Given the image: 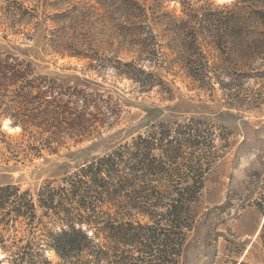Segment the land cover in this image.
<instances>
[{
    "label": "rangeland",
    "instance_id": "obj_1",
    "mask_svg": "<svg viewBox=\"0 0 264 264\" xmlns=\"http://www.w3.org/2000/svg\"><path fill=\"white\" fill-rule=\"evenodd\" d=\"M18 1L27 8L40 7L46 16L62 9L64 17L57 21L39 14L40 25L36 30L19 25V29L23 28L20 30L32 34L31 38L13 34L14 29L8 31L6 38L1 32L0 51L28 56L37 62L40 71L70 81L87 80L101 87L104 94L118 100L121 112L113 118H105L92 137L68 139L56 151L44 149L39 156L30 159L6 160L7 153L0 148V186L14 184L35 192L46 180L58 182L84 163L110 153L146 131L153 123L189 117L203 119L212 124L218 139L208 154V171L195 204L196 222L187 233L180 264H233L242 260L247 264H264V249L258 237L264 220V210L260 208L264 200V26L260 19H247L253 7L235 4L237 0H189L195 9L199 8V13L208 7L226 14L236 11L226 24L222 45L215 42L216 33L212 29L199 39L207 56L200 79L198 75L192 76L191 58L184 46L185 36L180 24L170 22V17L178 21L185 19L178 1L163 2L160 11L169 15L150 22L157 44L146 47L138 43L148 30L138 32L142 19L116 15L107 23L104 19L109 14L103 0L98 7L92 6L94 0H66L64 8H44V4L52 0ZM259 1L253 5L264 11V0ZM119 2L114 0L113 11ZM68 3L85 5L89 16L77 14L79 10L72 12L73 7H68ZM2 4L4 0H0ZM190 23L193 25V21ZM124 28L127 35L119 33ZM76 48L95 59L69 53ZM97 56H102V61L96 60ZM120 62L149 72L150 81L139 82L120 72L117 67ZM4 124L0 131L19 139V129L8 131ZM202 154L204 150H196L189 158L194 162L198 156H204ZM150 183L137 184L132 190L126 205L128 221L149 222L132 203L141 186H148L145 189L149 190L160 185L155 180ZM116 202L111 200L115 207L102 208L108 213L102 215L105 223L123 221L115 212L123 200ZM36 214L45 232L61 228L57 217L42 216L40 209ZM129 250L122 245L106 249L101 254L102 261L85 253L68 256L63 261L47 248L44 254L51 264H110L109 259L115 257L119 261ZM135 250L130 254L137 255ZM3 256L0 252V258Z\"/></svg>",
    "mask_w": 264,
    "mask_h": 264
},
{
    "label": "trees",
    "instance_id": "obj_2",
    "mask_svg": "<svg viewBox=\"0 0 264 264\" xmlns=\"http://www.w3.org/2000/svg\"><path fill=\"white\" fill-rule=\"evenodd\" d=\"M103 1L109 14L104 21L109 23L116 15L142 19L138 32L148 30L138 43L144 47L156 43L150 22L169 15L160 11L167 0H120L114 11V0ZM175 1L180 3L185 19L178 21L170 17V22L180 24L185 36L184 46L191 58L192 76L198 75L202 79L207 56L199 39L212 29L216 33L215 42L222 45L226 24L236 11L226 14L208 7L199 13V8L195 9L189 0ZM257 2L260 1L237 0L235 4L251 5L253 9L248 12L247 19H260L264 26V11L253 5ZM65 3L66 0L47 1L44 8H64ZM100 4L101 0H94L92 6ZM67 6L73 7L72 12L79 10L77 14L89 16L85 5L68 3ZM63 12L59 9L46 16L40 7L27 8L18 0H4L0 5V33L4 32L6 38L8 31L14 29L13 34L31 38L32 34L22 31L23 28L20 30L19 25L32 26L31 29L36 30L40 25L39 14L61 21ZM126 29L119 33L127 35ZM69 53L85 55L77 48ZM101 57L97 56L96 60L102 61ZM117 67L139 82L150 81V73L137 65L120 62ZM120 112L118 100L104 94L101 87L87 80L70 81L40 71L37 62L30 57L0 51V128L3 122L19 128V139L0 131L3 145L0 148L7 153L6 160L23 161L39 156L44 149L56 151L68 139L92 137L98 133L105 118H113ZM148 128L110 153L84 163L58 182L46 180L35 192L14 184L1 185L0 252L4 256L0 258V264L4 261L5 264H51L44 254L46 248L53 250L63 261L68 256L83 253L102 261L104 250L117 249L119 245L127 247L130 252L136 248L139 255L125 251L129 254H124L119 261L115 257L109 259L110 264H180L187 233L196 222L195 204L208 171V154L218 137L210 122L194 117L160 121ZM200 149L204 150V156L200 155L192 162L189 157ZM154 180L160 185L149 190L145 189L148 186H141L136 197L138 200L132 203L149 222L128 221L130 215L126 205L132 190L137 184H151L150 181ZM111 200H117L116 203L123 200L115 211L122 222L105 223L102 220V215H108L102 208L114 206ZM260 208L264 210V200ZM37 209L42 210V216L57 217L61 228L45 232L46 228L36 214ZM258 237L264 249V220ZM233 264L247 263L242 260Z\"/></svg>",
    "mask_w": 264,
    "mask_h": 264
},
{
    "label": "bare ground",
    "instance_id": "obj_3",
    "mask_svg": "<svg viewBox=\"0 0 264 264\" xmlns=\"http://www.w3.org/2000/svg\"><path fill=\"white\" fill-rule=\"evenodd\" d=\"M3 126L6 127L8 131H14V130L19 129L18 127H15V128L9 127V126H7L6 124H4ZM260 223H261V222H260Z\"/></svg>",
    "mask_w": 264,
    "mask_h": 264
}]
</instances>
